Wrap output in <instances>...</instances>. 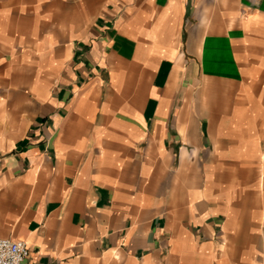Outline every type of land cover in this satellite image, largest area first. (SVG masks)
Masks as SVG:
<instances>
[{"label": "crops", "instance_id": "0c3cea01", "mask_svg": "<svg viewBox=\"0 0 264 264\" xmlns=\"http://www.w3.org/2000/svg\"><path fill=\"white\" fill-rule=\"evenodd\" d=\"M0 238L264 264V0H0Z\"/></svg>", "mask_w": 264, "mask_h": 264}, {"label": "built area", "instance_id": "2783aa9c", "mask_svg": "<svg viewBox=\"0 0 264 264\" xmlns=\"http://www.w3.org/2000/svg\"><path fill=\"white\" fill-rule=\"evenodd\" d=\"M30 255L25 241L0 238V264H26Z\"/></svg>", "mask_w": 264, "mask_h": 264}]
</instances>
